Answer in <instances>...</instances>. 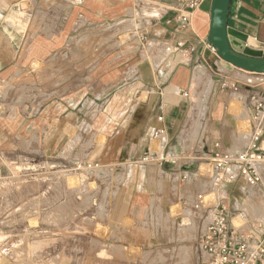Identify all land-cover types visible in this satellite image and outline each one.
I'll return each mask as SVG.
<instances>
[{"label":"crops","instance_id":"obj_1","mask_svg":"<svg viewBox=\"0 0 264 264\" xmlns=\"http://www.w3.org/2000/svg\"><path fill=\"white\" fill-rule=\"evenodd\" d=\"M174 4L0 0V82L8 85L10 95V108L0 114V143L35 136L48 157L62 159L85 133L101 140L86 151L97 159L92 160L95 168L101 164L122 178L114 221L122 230V223H132L121 247L140 249L142 255L130 264H143V254L148 259L169 252L170 259L182 255L176 264H189L190 254L191 264H207L197 243L211 214L194 209L196 196L205 193L206 203L214 201L209 158L215 143L223 150L244 149L252 128L250 95L264 94V88L253 85L264 75L246 71L259 79L246 81L253 85L246 96L237 92L226 104L201 91L206 101L195 102L198 75H206L198 67L224 62L208 43L212 0H203L189 26L177 21ZM229 24L264 46V0H233ZM129 25L135 27L126 40ZM239 101L250 118L246 131L240 130L232 108ZM156 130L162 133L155 137ZM146 153L175 157L169 163L144 160ZM76 154L69 158L77 160ZM221 195L233 225L260 237L262 186L253 189L238 180L225 185Z\"/></svg>","mask_w":264,"mask_h":264},{"label":"rangeland","instance_id":"obj_2","mask_svg":"<svg viewBox=\"0 0 264 264\" xmlns=\"http://www.w3.org/2000/svg\"><path fill=\"white\" fill-rule=\"evenodd\" d=\"M134 27L127 26L123 39H130L128 31ZM219 64L198 67L206 75H198L195 102L206 101H202L201 91L231 104L237 92L246 96L253 85L264 88V81L247 84L259 80L249 78L253 74L225 61ZM8 88L0 82V114L10 108L6 105ZM232 108L240 119V130L246 131L250 118L246 119L243 101L232 103ZM78 140L68 146L62 159L48 157L42 151V139L35 136L0 143V264H130L131 259L142 256L140 249L121 247L122 235L132 223H122V230L114 221V198L122 178L108 173L101 164L95 168L97 159L87 155L86 150L101 140L86 133ZM72 147L75 150H69ZM74 152H78L77 160L69 158ZM88 163L93 168L87 169ZM143 255V264H176L182 259L175 254L170 259V252L164 257L152 254L148 259ZM191 256H186L189 264Z\"/></svg>","mask_w":264,"mask_h":264},{"label":"built area","instance_id":"obj_3","mask_svg":"<svg viewBox=\"0 0 264 264\" xmlns=\"http://www.w3.org/2000/svg\"><path fill=\"white\" fill-rule=\"evenodd\" d=\"M203 0H175L171 8L175 18L182 25H191L195 11ZM170 11V7H168ZM253 109L252 128L244 149L240 151L223 150L219 142L210 155L213 165L211 187L215 199L206 203V194L196 196L194 209H207L211 220L205 227L197 249L207 256V264H263L264 232L258 237L250 228L235 226L231 222L229 205L221 195V189L227 184L242 180L245 185L256 189L262 186L264 191V94L254 92L250 95ZM162 133L156 130L154 136ZM174 155L163 154L158 158L146 153L144 160L155 158L160 162H173ZM92 163L86 165L93 168ZM81 166H79L80 168Z\"/></svg>","mask_w":264,"mask_h":264},{"label":"water","instance_id":"obj_4","mask_svg":"<svg viewBox=\"0 0 264 264\" xmlns=\"http://www.w3.org/2000/svg\"><path fill=\"white\" fill-rule=\"evenodd\" d=\"M233 0H212L208 43L226 63L264 75L263 44L229 24Z\"/></svg>","mask_w":264,"mask_h":264},{"label":"bare ground","instance_id":"obj_5","mask_svg":"<svg viewBox=\"0 0 264 264\" xmlns=\"http://www.w3.org/2000/svg\"><path fill=\"white\" fill-rule=\"evenodd\" d=\"M248 72V71H247ZM250 73H252V72H250ZM253 74H256V73H253ZM259 75V74H258ZM261 75H263V74H261Z\"/></svg>","mask_w":264,"mask_h":264}]
</instances>
